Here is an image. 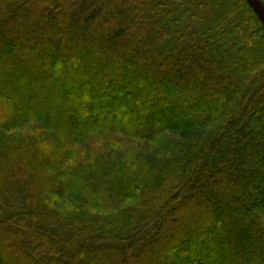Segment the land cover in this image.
<instances>
[{
	"label": "trees",
	"instance_id": "trees-1",
	"mask_svg": "<svg viewBox=\"0 0 264 264\" xmlns=\"http://www.w3.org/2000/svg\"><path fill=\"white\" fill-rule=\"evenodd\" d=\"M0 116L1 264H264L246 0H0Z\"/></svg>",
	"mask_w": 264,
	"mask_h": 264
},
{
	"label": "rangeland",
	"instance_id": "rangeland-1",
	"mask_svg": "<svg viewBox=\"0 0 264 264\" xmlns=\"http://www.w3.org/2000/svg\"><path fill=\"white\" fill-rule=\"evenodd\" d=\"M7 114H8V111H7ZM9 114H12V112H10ZM2 119V116H0V120ZM130 142L128 141V138H125V140H123V144L122 146H125V147H130ZM157 144V143H156ZM156 144H153L151 146V148H149L148 150L145 149V152H148L150 154L152 153H157L158 152V149L156 147ZM121 145V144H120ZM119 145V146H120ZM132 147V146H131ZM55 207L59 208V209H63L65 208L66 210H70V209H78V208H81L80 207V203L79 202H76V201H73L72 199H70L69 197H65L61 200H58V201H55L54 204H53ZM16 264V261H10L8 259L4 260L3 264ZM1 264V263H0Z\"/></svg>",
	"mask_w": 264,
	"mask_h": 264
},
{
	"label": "water",
	"instance_id": "water-1",
	"mask_svg": "<svg viewBox=\"0 0 264 264\" xmlns=\"http://www.w3.org/2000/svg\"><path fill=\"white\" fill-rule=\"evenodd\" d=\"M246 2L249 4L251 9L254 11V13L259 18L260 22L264 26V6L260 2V0H246Z\"/></svg>",
	"mask_w": 264,
	"mask_h": 264
}]
</instances>
